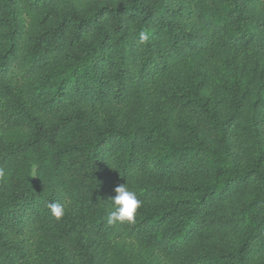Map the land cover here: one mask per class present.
Segmentation results:
<instances>
[{"label": "trees", "instance_id": "trees-1", "mask_svg": "<svg viewBox=\"0 0 264 264\" xmlns=\"http://www.w3.org/2000/svg\"><path fill=\"white\" fill-rule=\"evenodd\" d=\"M0 264H264V0H0Z\"/></svg>", "mask_w": 264, "mask_h": 264}, {"label": "clouds", "instance_id": "clouds-1", "mask_svg": "<svg viewBox=\"0 0 264 264\" xmlns=\"http://www.w3.org/2000/svg\"><path fill=\"white\" fill-rule=\"evenodd\" d=\"M148 39L146 32H139V42L145 43ZM115 196L111 197L112 208L108 216V223H134L137 210L142 206V201L138 199L137 194L131 191L126 183L117 186L115 189ZM48 207L51 210V214L59 220L65 212L64 207L60 203H50Z\"/></svg>", "mask_w": 264, "mask_h": 264}]
</instances>
